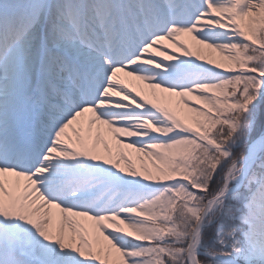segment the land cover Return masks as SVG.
I'll return each mask as SVG.
<instances>
[{
    "label": "snow or ice",
    "instance_id": "snow-or-ice-1",
    "mask_svg": "<svg viewBox=\"0 0 264 264\" xmlns=\"http://www.w3.org/2000/svg\"><path fill=\"white\" fill-rule=\"evenodd\" d=\"M0 264H264V0H0Z\"/></svg>",
    "mask_w": 264,
    "mask_h": 264
},
{
    "label": "bare ground",
    "instance_id": "bare-ground-1",
    "mask_svg": "<svg viewBox=\"0 0 264 264\" xmlns=\"http://www.w3.org/2000/svg\"><path fill=\"white\" fill-rule=\"evenodd\" d=\"M127 79H131V78H127Z\"/></svg>",
    "mask_w": 264,
    "mask_h": 264
},
{
    "label": "rangeland",
    "instance_id": "rangeland-1",
    "mask_svg": "<svg viewBox=\"0 0 264 264\" xmlns=\"http://www.w3.org/2000/svg\"><path fill=\"white\" fill-rule=\"evenodd\" d=\"M166 43V42H165Z\"/></svg>",
    "mask_w": 264,
    "mask_h": 264
}]
</instances>
